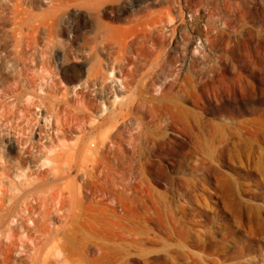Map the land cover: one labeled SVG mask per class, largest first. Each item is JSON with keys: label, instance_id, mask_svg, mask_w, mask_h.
<instances>
[{"label": "rangeland", "instance_id": "1", "mask_svg": "<svg viewBox=\"0 0 264 264\" xmlns=\"http://www.w3.org/2000/svg\"><path fill=\"white\" fill-rule=\"evenodd\" d=\"M0 264H264V0H0Z\"/></svg>", "mask_w": 264, "mask_h": 264}, {"label": "built area", "instance_id": "2", "mask_svg": "<svg viewBox=\"0 0 264 264\" xmlns=\"http://www.w3.org/2000/svg\"><path fill=\"white\" fill-rule=\"evenodd\" d=\"M82 188H83L84 190H88V189H86V188H84V187H82ZM117 212L119 213V215L122 216L121 219L124 220L125 215H124V210H123V208L119 206V207L117 208Z\"/></svg>", "mask_w": 264, "mask_h": 264}, {"label": "bare ground", "instance_id": "3", "mask_svg": "<svg viewBox=\"0 0 264 264\" xmlns=\"http://www.w3.org/2000/svg\"><path fill=\"white\" fill-rule=\"evenodd\" d=\"M44 161H45V160H44ZM46 163H49V162L47 161ZM46 163H44V164H46Z\"/></svg>", "mask_w": 264, "mask_h": 264}]
</instances>
